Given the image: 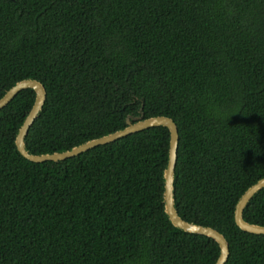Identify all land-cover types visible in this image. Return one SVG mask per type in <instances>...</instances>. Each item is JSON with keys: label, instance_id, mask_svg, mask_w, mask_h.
I'll return each instance as SVG.
<instances>
[{"label": "trees", "instance_id": "16d2710c", "mask_svg": "<svg viewBox=\"0 0 264 264\" xmlns=\"http://www.w3.org/2000/svg\"><path fill=\"white\" fill-rule=\"evenodd\" d=\"M27 78L47 91L33 154L173 118L179 215L225 235L226 264H264L235 220L264 177V0H0V99ZM35 98L0 109V264H215L219 243L165 211L168 127L34 162L16 137ZM244 218L264 225V188Z\"/></svg>", "mask_w": 264, "mask_h": 264}, {"label": "water", "instance_id": "95a60500", "mask_svg": "<svg viewBox=\"0 0 264 264\" xmlns=\"http://www.w3.org/2000/svg\"><path fill=\"white\" fill-rule=\"evenodd\" d=\"M32 88L36 92L35 102L29 111L27 117L25 118L23 124L21 125L19 132L16 137V145L20 153L27 159L34 162H44L48 160H63L69 157L76 156L84 151H87L93 147L101 144H106L115 141L119 138L125 137L128 134L135 133L137 131L164 125L170 130V150H169V160L168 165L165 169V191H164V202L165 211L168 214L172 223L188 232L204 234L215 239L220 245V255L215 262V264H226L229 255L230 247L229 242L225 235L219 230L202 224H197L189 222L183 219L176 208L175 205V169L178 158V146H179V129L176 121L166 115H157L152 117L143 118V116H128L127 126L123 129H119L115 132L103 135L98 138L91 139L82 144H79L69 150L61 152H53L46 154H33L30 153L26 148V136L29 132L30 127L39 116L43 109L46 101L47 91L44 84L38 79L27 78L18 81L14 86H12L5 95L0 99V109L8 105V103L23 89ZM264 188V177L258 180L256 183L251 185L240 197L236 208H235V220L237 225L243 230L256 234H264V225L254 224L248 222L244 218V209L252 199V197Z\"/></svg>", "mask_w": 264, "mask_h": 264}]
</instances>
